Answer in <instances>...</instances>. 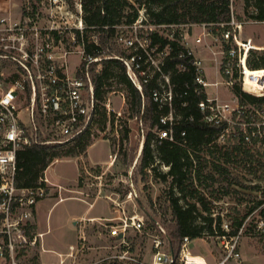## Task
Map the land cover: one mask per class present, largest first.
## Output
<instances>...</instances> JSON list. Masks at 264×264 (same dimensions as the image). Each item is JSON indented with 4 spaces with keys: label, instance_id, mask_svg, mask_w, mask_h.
Returning a JSON list of instances; mask_svg holds the SVG:
<instances>
[{
    "label": "built area",
    "instance_id": "1",
    "mask_svg": "<svg viewBox=\"0 0 264 264\" xmlns=\"http://www.w3.org/2000/svg\"><path fill=\"white\" fill-rule=\"evenodd\" d=\"M145 19L144 12H141L131 25L114 27L117 30L114 44L126 55H110L101 43L105 31L85 22L83 0H0V259L10 258V264H35L17 262L18 249L35 247L40 242L42 246L44 234H32L29 221L34 218L38 203L53 191L60 192L63 187L51 183L45 172L38 186L19 188L16 185L18 151L35 144L68 143L89 127L98 111L93 66L98 65L94 70L97 73L104 60H121L129 79L140 91L156 78L157 87L151 92V98L159 109L167 110L160 117L162 127L157 129L156 134L159 141H175L174 125L179 117L173 104L175 94L170 75L163 71L169 50H160L151 44L150 33L156 27L145 25ZM246 24L236 20L231 5L228 28L217 37L213 36L216 37L213 38L216 48L210 45L203 56H197V50L202 52L199 47L202 39L198 37L193 42L198 47L193 46L191 32L185 31L180 43L186 51L178 56L179 59L190 58L195 72V91L205 94L199 109L206 123L220 129L217 144L220 149L231 153L232 159L264 153V101L243 102L235 93L236 87H239L242 93L264 98V73H258L264 68L249 66L256 46L251 38L242 34ZM144 27L149 28L144 32ZM169 39H174L173 33ZM91 45L93 53L88 52ZM206 50L213 56L216 66L218 79L214 81L207 75ZM74 58L79 59L76 66L72 65ZM179 68L185 70L186 66L180 64ZM209 88H213L214 92H210ZM103 106L107 110L109 105ZM114 156L109 165L116 160L117 156ZM83 167L85 173L101 185L105 171L93 174L86 164ZM190 171L194 177V169ZM130 175L124 181L128 183L129 179L132 184ZM97 196H101V190ZM127 198L133 201L131 190ZM84 201L89 203V207L93 206V203ZM253 213L248 214L236 233H232L233 224L222 220L223 233L215 237L220 254L213 263L190 253L189 237L183 239L178 256L170 250L165 251L162 241L156 239L152 260H143L130 238V233L145 226L144 217L137 212L131 216L124 214L118 219L81 218L76 222L77 241L68 246L67 252L55 253L59 258L57 264H242L240 244L247 229V220ZM115 219L119 222L104 223ZM85 222L101 224L114 241L117 251L101 260H88L86 255L92 245L89 244ZM255 230L264 236V215Z\"/></svg>",
    "mask_w": 264,
    "mask_h": 264
},
{
    "label": "trees",
    "instance_id": "2",
    "mask_svg": "<svg viewBox=\"0 0 264 264\" xmlns=\"http://www.w3.org/2000/svg\"><path fill=\"white\" fill-rule=\"evenodd\" d=\"M83 4L86 24L105 31V36H101V43L103 46L107 44L109 53L116 51L121 55H126L125 51H119L110 46V44L114 45L117 31L114 27L134 23L140 16V8L144 6L146 18L144 24L156 27L150 33L151 44L158 46L160 50H169L163 71L170 75L175 94L173 104L176 115L179 117L174 125V142L159 141L154 132L155 129L162 127L160 117L167 112L165 108L159 109L151 98V92L157 87L156 78L151 79L140 91L129 79L126 67L121 60L110 58L103 61L99 72L95 73L93 69V80L95 97L98 102L105 100L111 80H117L119 84H122L127 92V104L132 112L131 115L140 120L143 132H145L140 154V173L144 176L151 173L153 177L163 182L171 179L172 188H177L179 192L178 196L173 191L168 194V209L171 213L170 229L164 232L171 253L178 256L185 237L189 239L215 238L223 233L221 216H212L206 194L202 193L199 187H209L208 181L211 180L214 183L216 174L223 179H228L227 174H229L220 164L210 163L207 160L206 155L212 157L217 149L219 150L217 134L220 129L204 121L199 103L205 98V94L203 92L198 94L195 91L196 86L193 83L195 72L190 58L179 59L178 57L181 52L186 51L180 43V38L185 31L191 32L193 26H204L211 33L220 35L228 28L227 23L231 19V0H149L148 2L145 0H83ZM245 15L251 21L264 23V0H246ZM237 20L243 21V16H238ZM159 27L167 29L169 33L162 34L161 28L157 29ZM171 33L174 34V39H169ZM93 50V45L88 47L89 53H93ZM180 64L186 66L185 70L179 68ZM249 66L253 69L264 68V52L256 54L249 62ZM184 93L185 95L181 97L180 95ZM235 93L243 102L264 101V98H255L242 93L239 87H236ZM97 109L96 120L93 119L89 127L76 139L65 144H35L19 150L16 185L19 188L36 187L39 185L40 178L45 175L46 170L55 160L85 154L94 143L93 129L96 125L104 131L108 122L114 124L105 106H101L99 110L98 104ZM183 132L184 136H182ZM127 133L128 129L124 138H128ZM121 153L120 149L118 155ZM123 154L126 162L127 153ZM224 156L225 161L230 162L233 155L226 152ZM135 161V158L128 160L130 168L133 167ZM159 165L169 167V169L162 173L158 171ZM191 168L195 171L194 177L191 174ZM207 168L209 170L205 174ZM131 179H133L132 176ZM245 217L234 220L232 233L237 232ZM149 218L151 228L163 230V224L155 216L149 215ZM249 233H251L250 229H246L245 235Z\"/></svg>",
    "mask_w": 264,
    "mask_h": 264
},
{
    "label": "rangeland",
    "instance_id": "3",
    "mask_svg": "<svg viewBox=\"0 0 264 264\" xmlns=\"http://www.w3.org/2000/svg\"><path fill=\"white\" fill-rule=\"evenodd\" d=\"M15 1L24 2L25 0ZM32 1L38 2L39 0ZM145 1L148 2L149 0ZM245 3L246 0H231L235 17L243 16V22L247 23L242 29V34L244 37L251 38L254 41L256 49L253 56H255L259 52H264V23H255L246 18ZM144 7L140 8L141 12H144ZM147 28L149 27L143 28L144 32ZM160 30L162 34L166 35L169 33L165 28H161ZM194 30V32L191 30L193 36L191 43L196 42L198 37L202 39L199 45L202 52L199 53L197 50V56H203L204 50L210 45L216 48V42H214L213 38L216 39L218 33H211L204 26H197ZM193 44L198 47L196 43ZM110 46L122 51L115 44H110ZM103 49L110 55L119 54L116 51H114V54L109 53L107 44L103 46ZM204 55L208 78L214 81L218 79V74L213 56L209 52ZM72 63L73 66H76V63H79V59L74 58ZM97 68L98 65L93 66L94 70ZM108 90L105 100L97 104L100 106L99 110H101V106L104 104L109 105L107 113L110 115V120L114 121V124L108 122L104 131H101L96 125L93 129L94 143L87 150V161L90 165L96 162L103 164L94 165V167L87 166L89 170L92 169L93 174L105 171L101 185L98 180L89 177L85 173L82 166L84 161L78 159V163L74 159L75 157L55 160L46 170V178L51 183H57L63 188L60 192L53 191L49 197L38 203L34 218L29 221L32 229L31 232L32 234H44L39 231L42 228H46L48 224L52 230L47 235V240L52 238L58 243L66 244L75 235L73 232L75 220L73 218H76V220L80 217H101L99 219L106 220L112 218L118 219L125 215H134L137 212L138 215L144 217L145 226L140 231L130 233V238L138 249L142 259L150 262L153 257L154 240L158 239L162 241V247L165 251L170 250L168 239L164 233L170 229L169 220L171 213L168 209V194L170 191H173L178 196L179 192L177 188H172L171 179L168 182H163L161 179L153 177L151 173L148 176L140 173V154L145 134L142 124L137 117H132V112L129 110L127 104V92L124 90L122 84H119L117 80H111ZM209 91L214 92L213 88H209ZM108 99H110V103ZM118 113H121V115H118ZM127 129L128 138H124ZM154 132L156 134L157 129ZM120 149L122 153L118 155ZM124 152L127 153L126 162ZM114 154L117 158H115ZM225 154L226 151L219 148L215 155L212 157L206 155V157L210 163L220 164L222 168L226 169L229 172L227 174L228 179H223V177L215 173L214 183L209 180V187L201 186L199 190L206 194L212 216L217 217L220 215L222 220L230 222L233 226L236 218L247 217L248 214L250 215L251 212H254L252 217L247 220V229H250L251 233L244 235L240 244L243 258L242 264H264V236L255 230L257 222L264 215V153L246 155L245 157L239 156V158L243 159L234 157L230 162L225 161ZM113 156L116 160L112 165H109L108 163L112 162ZM133 158L136 161L133 167L130 168L127 162ZM138 158L139 162H137ZM167 170L165 166H158V171L162 173L167 172ZM208 170L207 168L205 174ZM129 174L133 178L132 184L129 179H127L128 183L124 181L125 177H129ZM100 190L101 196L98 197L97 195ZM130 190L133 192V201L127 198ZM60 198H64L65 200L60 201ZM83 199L93 203L92 208H89V203ZM116 204H120V206ZM199 208L201 209L200 206ZM123 211H125V215ZM149 215L155 216L163 224V230L150 227ZM117 219L113 222L107 221L104 223L115 224L119 222ZM85 224L87 225L89 244L92 245L91 250L86 255L88 260H101L117 251L114 248V241L109 238V234L101 224L98 222H85ZM99 233H102L101 237ZM188 247L192 255L202 256L208 261H211V252H214L216 257H219L220 254V247L216 238L191 239ZM39 248L44 249L41 246V242L40 245L38 244L35 247L28 246L18 249L16 261L19 263H30L28 259L37 258L36 253L39 252ZM7 259L10 260V258Z\"/></svg>",
    "mask_w": 264,
    "mask_h": 264
},
{
    "label": "crops",
    "instance_id": "4",
    "mask_svg": "<svg viewBox=\"0 0 264 264\" xmlns=\"http://www.w3.org/2000/svg\"><path fill=\"white\" fill-rule=\"evenodd\" d=\"M195 27H197V26H193V28H192L193 32L195 31L194 30ZM192 45L194 46L195 44H192ZM87 154L88 153L86 152L85 154H83V155H81L79 157H75L74 159L77 162H78V159H80L81 161H84V164H86L87 166H90V167H94V165H103V164H99V162H96V163L90 165L88 163V161H87ZM108 164H110V163H108ZM104 165H106V164H104ZM79 172H80V170H79ZM54 184H57V183H54ZM57 185H59V184H57ZM63 200H65V199L63 198ZM60 201H62V200H60ZM89 208H92V207H89ZM37 216H38V211H37ZM81 218H83V217H80L79 219H81ZM99 218H101V217H91L90 219H99ZM79 219L76 220V218H73V220H75L74 221V228H73V232H74L75 235L73 236V239L70 242L66 243V244L58 243L52 238H49L47 240L46 237L51 232L52 229H50L48 224H47L46 228H42L39 232H43L44 233L43 241H42V246L44 247V249L42 250L41 248H39V252L36 253L37 258L28 259V262L35 263V264H38L40 262L41 263H45V264H57L59 258H57V255L55 253H65V252H67L68 251V246L71 245V244H74L75 241H76V237L78 236V229H77L78 227L76 226L77 225L76 221H78ZM101 234L102 233H99V235H101ZM73 240H74V242H73ZM213 253L214 252H211V261H208L209 263H213L214 259L216 258V254L215 253L213 254ZM91 259H93V258H91ZM0 264H9V260L7 258L0 259Z\"/></svg>",
    "mask_w": 264,
    "mask_h": 264
},
{
    "label": "bare ground",
    "instance_id": "5",
    "mask_svg": "<svg viewBox=\"0 0 264 264\" xmlns=\"http://www.w3.org/2000/svg\"><path fill=\"white\" fill-rule=\"evenodd\" d=\"M258 73H262V74H263V73H264V71H263V72H258ZM129 199H130V198H129Z\"/></svg>",
    "mask_w": 264,
    "mask_h": 264
}]
</instances>
